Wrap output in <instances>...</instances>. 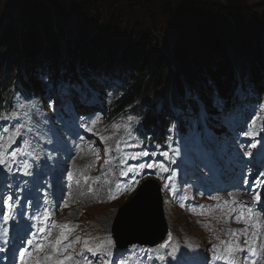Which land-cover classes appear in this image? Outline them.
Listing matches in <instances>:
<instances>
[{"label":"rangeland","instance_id":"obj_1","mask_svg":"<svg viewBox=\"0 0 264 264\" xmlns=\"http://www.w3.org/2000/svg\"><path fill=\"white\" fill-rule=\"evenodd\" d=\"M118 1L122 6L111 3L109 5L112 8H108L109 6L104 7L103 2L101 3L100 9L102 8L107 11L105 16L100 13H97L95 16L94 12L91 11L83 13L84 10L82 11L78 4L74 5L71 11L66 14L59 11L51 20L52 29L50 31L56 34L54 42H57L59 45L60 55H57L53 51H47L42 55L43 58L41 60L29 63L40 65L44 61L48 62V66L52 65L54 67L51 71V77L54 79L56 69L58 71L62 65V63L60 65V61L63 58L69 61L66 46L70 48L72 56H76V52L82 56V49L85 46L88 47L90 42L94 41L95 36L99 35V38L102 40L109 37L107 39L108 41L110 40L108 46L111 47V50L114 49L115 56L119 58L122 52H125V48L138 53L141 49L137 41L141 35L146 36L145 33L148 32L150 34L149 37L152 38L151 41L157 43L154 45L165 52L164 55H161L170 61V64L174 63L176 60V54H174L175 48L184 47L180 43L182 35H180L181 31L179 30L177 21L155 12L151 20H149L151 24H148V19L139 11L142 6H138L139 4L130 5L128 0ZM37 2L44 3L47 11H49V8H51L50 11L55 10V8L51 7L54 0H0L1 43L6 41L3 37L8 40L2 46L0 44V59L9 56L11 50L15 52L13 50L18 48V46H15L16 43H10L13 37L22 36L26 38L31 35V29L38 26L36 21L38 17L36 15L42 12L38 9L36 14H33V9L37 8L35 6ZM250 2L253 3L251 7L261 8L255 10L253 15L256 16L257 14L258 16V20L254 22L255 25L260 20L263 23L262 32L264 35V0H250ZM118 10H123L125 13L122 14ZM129 14H135L137 18L135 15L130 16ZM115 15L121 18L117 29L113 27L114 24H117L113 23ZM40 30L38 28V30H35L37 32L33 31V33H39L38 31ZM40 35L46 36L50 47H54L50 33L47 32ZM254 44L256 43L254 42ZM205 47L204 54H197L201 56L200 65L203 61L202 58L205 56L211 62L214 60L215 55L218 54L212 50L213 48L207 45ZM104 49L101 50V53H103ZM25 50H19L20 54H17L18 58L22 59L26 57L28 53ZM161 50L159 52L163 53ZM107 51L110 52L109 50ZM51 53L55 55L57 63L53 61ZM228 53L229 50H227ZM101 56L105 57V54H101ZM230 57L235 59L236 71L242 70L243 64L249 61V58L244 57L241 52L236 53L231 51ZM77 62L78 60H75L77 68H80ZM188 64L192 68L195 62L190 61ZM89 66L91 68L102 67V70L91 69L92 75L101 73L100 80L106 83L108 87L109 81L106 74L109 72L107 71V66L105 64H89ZM170 66L175 71L181 69H178L174 65ZM243 71L248 72L249 70L243 69ZM40 72H44V69L40 70ZM204 72L200 70L198 78L202 77ZM59 77L61 78L60 75ZM166 77L167 82H173L172 72H169ZM94 78L97 77L95 76ZM249 78H251V75ZM78 80L83 81V84H85L82 76ZM248 80L246 79V81ZM191 87L194 94H196V90L200 89V83L191 85ZM240 91L241 89L239 88ZM52 93L55 94V91H52ZM82 93L78 89L69 90L65 92L62 98H57L54 95H44L43 100H37L33 96L21 95L20 92L14 94L11 100L6 103V109L2 114V117H9V119H0V125L2 128H8L9 133L19 128L20 134L14 138L15 142L11 143L10 147L3 149L6 165L0 166V181L4 178L10 181H17V200L22 205L32 208L42 206L48 208L50 199L53 204L51 212L54 221L52 218L44 221L43 215L36 216L35 218L37 221L42 222V224L44 223L45 228H50L52 221L57 225L55 227L57 232L52 231V229L50 230L52 241L61 233L59 225L68 224L73 230L68 235V241L64 243L75 241L76 237H81L80 243L75 244L73 248L69 249L70 253L73 252L78 256L79 253L84 251L83 241L85 239H88L92 245L96 244V239L99 236L101 240H106L108 236H111L112 240H114L111 228L113 229L118 208L135 195L139 184L144 179L159 173L156 169L146 168L142 172H130L128 176H121V171H127L130 165H137L142 162L164 161L171 171H175V176L171 180L168 179L172 174L171 171L168 172L167 176L161 175L156 177L162 184L164 197L163 210L169 224L168 233L171 232L173 236L170 248L160 249L156 247L168 239V233L153 246L135 244L138 246L135 250L132 248L133 245L125 249H119L115 244L112 249L111 264H118V260L121 258L128 260L130 264H176V261L172 260V258L165 262L161 261L158 254L159 251H171V248H179L177 259L182 260L183 264H199L197 260L199 253L205 254L216 264H228V261L216 260L215 257L226 255L225 249L228 247L227 241L229 237L224 233L214 234L207 229L199 228L202 225L210 226L220 222L213 209L219 194L215 193L213 189L207 191V187L204 186L214 178L201 181L196 179L195 176H187L188 170L194 169L195 171H200V168L197 166L199 164L197 157L201 155L206 145V138L203 139L201 149L198 152L187 153V158H181L179 155H176L174 159L175 163L173 164L160 155V153L169 151V149H166L164 146H157L154 143L144 145L138 139L133 140L138 134V129L143 127L139 115L129 112L126 113L125 119L111 121L107 118L109 114L108 108L102 104L101 100L89 94L82 96ZM146 93L144 96H146ZM151 93L148 95L157 101L159 105L167 102L170 107L176 109L177 105L172 87L166 92L167 98H162V95L157 96V93ZM63 98H66L65 102L60 101ZM144 98L146 100L149 97ZM106 101L109 104L111 96H108ZM69 102L72 104L69 105ZM61 108L65 112L60 113L59 118H55L53 116L55 114L54 111ZM201 109L206 111L205 106H201ZM201 109V117L204 120L208 116ZM68 110L75 112L76 116L72 117L67 112ZM13 113L17 115L13 116ZM178 114L179 111L176 109L173 123L176 121ZM253 114L257 116V112H253ZM260 114L264 115V110H261ZM104 115H106L105 118ZM217 115H219L217 116L219 123L212 132V135L223 136L231 145L239 148L240 156L234 151H230L234 155V159L247 161L250 166L252 162H256L259 159L264 160V157L260 154L256 156L246 154L249 152L248 147L251 145V141L259 140L261 135H264V121L261 117L253 118L252 116L243 126L235 128V121L232 116L227 118L223 112H218ZM61 118L65 121L63 122ZM42 121L46 122L47 126H43L41 124ZM226 121L228 125L223 127V123ZM68 122H70L71 126H67ZM88 127L93 128V131H87ZM233 131L235 133H232ZM245 131L257 132L259 135L255 139H252L243 135ZM145 136L147 138L150 137L148 134ZM168 136H172V132ZM101 137H107L108 139L102 141ZM3 142H8L7 136L4 137ZM143 151H147L150 155L141 157L139 160H127L126 163L124 162L126 156H132ZM13 152L15 156L12 155ZM24 154L29 155L28 161L23 158ZM87 155L90 157L92 165H96V174L92 173L94 170L93 166L84 173H81L79 170L81 157H86ZM20 160L23 161V165H21ZM26 166L27 171L25 170ZM260 175L264 177V174L261 173ZM85 177L89 179L85 180ZM102 181H108L109 186H101L98 188V192L87 195L85 197L86 200H82L81 204L76 199V193L71 195V191L76 185L79 186L78 194L80 195L89 191L94 184ZM134 181H139V183L134 184ZM189 181H194L195 183H189ZM177 182L180 184L187 183V186L182 193L176 191V194H173L171 189L177 188L175 185ZM166 184L169 185L168 188L165 187ZM117 185H121L124 190L118 191ZM34 188L36 189V193L32 196L31 192ZM107 188H109L108 191H106ZM111 195H115L117 198L111 199ZM214 197L215 199H213ZM201 205L203 207H200ZM232 209H234V206H225L223 208L224 222L219 223L215 231L226 226L230 229L231 234H235L239 227L235 223ZM101 224L104 230L109 228L108 235L102 233ZM94 231L95 233L90 235ZM189 244L193 247L189 248ZM36 254L37 252L34 250V256ZM85 255L88 259L92 260V264H103V261L98 260L96 256L90 253H85Z\"/></svg>","mask_w":264,"mask_h":264},{"label":"trees","instance_id":"obj_2","mask_svg":"<svg viewBox=\"0 0 264 264\" xmlns=\"http://www.w3.org/2000/svg\"><path fill=\"white\" fill-rule=\"evenodd\" d=\"M102 2L103 6H109L108 8H112L109 5L111 3L122 6L118 0H54L51 7L55 10L50 11L51 8H49L47 11L44 3L37 2L35 4L37 8L33 9V14H36L38 9L42 12L36 15L39 27L36 26L31 30L32 33L38 28L41 30L38 31L39 33H31L26 38L13 37L10 43H16L15 46L18 48L13 50L15 52L11 50L10 57L0 59V103L4 101L5 94L15 90L37 97H40L36 95L39 93L43 97V92H49L54 88L67 90L69 87H80L87 93L99 96L100 99H103V104L106 105L104 95L108 91L113 100L109 105L111 118L125 114L126 109L131 107L132 110L139 111L146 129L150 131L152 127H158L161 132H164L173 121L172 107L167 102L159 105L148 94L150 92L157 93V96L162 95V98H167L166 92L172 87L179 111V118L175 121L176 141H166L167 135L163 133V139H161V136H158L154 130L151 140L156 141L159 145L168 143L169 145L166 146L170 150L180 151L182 154L186 153L184 144L186 141H189L191 148H196V142L191 139V134L193 131L200 133L201 122H204L202 117H197L201 107L193 102L194 96L205 105L206 111L211 115L212 113L216 114L219 111L218 108H221L225 115L232 116L240 123L246 121L249 117L247 112L253 107L260 111L264 110V100L262 99L264 97L263 23L260 20L256 25L254 24L258 20V16L257 14L253 15V12L261 8L251 7L253 3L250 0H128L130 5L139 4L138 6H142L140 10H137L141 11L148 19V24H151L149 20L155 12L177 21L181 31L180 35H182L180 43L184 45V47H176L174 51L176 54L174 62L178 69L181 68L179 71L172 69L170 65L173 63L170 64V61L162 56L165 52L154 45L157 43L151 41L149 32L145 33L147 38L145 35H141L137 41L141 49L138 53L125 48V52H122L119 58L115 56L114 49L111 50V47L108 46L110 40L107 39L109 37L102 40L99 35L95 36L94 41L82 49V56L77 52L76 56H72L70 48L66 46L69 61L64 58L60 61V65L61 63L62 65L58 71L56 69L54 79L51 77L54 67L48 66V62L44 61L40 65L29 63L41 60L42 55L47 51H53L60 55L59 45L54 42L56 34L50 31L52 29L51 20L59 11L66 14L71 11L74 5L78 4L81 10H84L83 13L91 11L95 16L97 13L105 16L107 11L100 9ZM118 11L122 14L125 13L123 10ZM119 21L121 18L115 15L113 23L117 24H114V28L117 29ZM47 32L50 33L54 47H50L46 36L40 35ZM27 35L29 34L27 33ZM3 38L8 41L7 38ZM1 40L0 37L2 46L6 41L1 43ZM206 45L213 48L212 50L218 54L211 62L205 56L200 65L201 56L197 54L203 53ZM103 48L105 49L101 53ZM24 49L28 53L26 57L29 58H18L19 50ZM159 50L163 53H160ZM227 50H229L228 54ZM231 51L241 52L244 57L249 58V61L243 64L242 70H235V59L230 57ZM51 54L53 61L57 62L55 55ZM101 54H105V57H102ZM75 60H78L80 68H77ZM190 61L195 62L192 68L188 64ZM89 64H105L107 66L108 87L100 80L101 73L92 75L91 69L102 70V67L91 68ZM43 69L44 72H40ZM243 69L249 71L244 72ZM200 70L205 72L202 77L198 78ZM79 72L87 78L84 85L78 80ZM169 72H172L173 75L172 83L167 82L166 79ZM250 75L251 78H249ZM46 78L47 80H44ZM246 79L249 80L246 81ZM44 83L45 86H43ZM197 83H200V89L196 90V94L193 96L191 85ZM41 90L43 92H40ZM145 93L146 96H144ZM144 97L149 98L145 100ZM205 119L207 124L214 127L215 123L209 117ZM223 126L226 127V123ZM149 134L151 135V132Z\"/></svg>","mask_w":264,"mask_h":264},{"label":"snow or ice","instance_id":"obj_3","mask_svg":"<svg viewBox=\"0 0 264 264\" xmlns=\"http://www.w3.org/2000/svg\"><path fill=\"white\" fill-rule=\"evenodd\" d=\"M13 116L17 115L16 113L12 114ZM0 119H9V117H0ZM255 123V121H253ZM87 131L92 132L93 128L88 127ZM20 129L17 128L14 132L9 133L8 128H2L0 129V166L6 165V160L4 158V151L3 149L8 148L11 146V143H14V138L19 136ZM243 135L250 137L252 139H255L256 136L259 135L257 132H248L245 131ZM7 136L8 142H3L4 137ZM107 137H101L102 141L107 140ZM258 142H254L250 145L252 148L257 147ZM127 147V145H125ZM98 151V149H97ZM247 155L251 156L253 153L247 152ZM13 156H15V153H12ZM150 154L147 151H143L141 153L132 155V156H126L125 157V163L127 160H139L141 157L149 156ZM163 157H165L167 160H169L171 163H175V160L172 158L170 153L168 151H164L160 153ZM176 155H179L177 152ZM156 169L160 173H168L170 172L169 166L164 161H147L142 162L137 165H130L127 169V171H121V176H128L129 173H136V172H142L144 169ZM25 170L27 171V166L25 167ZM153 174V173H148ZM71 175V174H70ZM175 176V173L172 172V174L168 177L169 180L173 179ZM89 179L88 177H85V180ZM79 183V181H77ZM139 181H134V184H138ZM166 188L169 187V185H165ZM117 190L122 191L121 185H117ZM134 190V188H133ZM171 191L173 194H176V189L172 188ZM111 199H116L117 197L115 195L110 196ZM215 199V197L213 198ZM256 202H259V197L257 196ZM12 197L9 196L6 201H4L5 204H7L8 208L11 209L12 205L8 203V201H11ZM67 206V205H65ZM200 207H203L202 205ZM233 212L236 211V209H232ZM247 214L249 216H253V209L249 207L247 209ZM245 214L243 212L240 213L239 216L236 218L239 220L241 216H244ZM3 220L7 222L12 217L10 215H3ZM49 219V213L45 211L43 213V220L47 221ZM57 225L53 223L51 227H56ZM61 228L60 235L54 240H49L48 237L51 235L50 230L46 233L45 227L39 228V233L44 234L46 233L41 239L42 242H38L37 233H32L31 239L22 240L21 246L18 250V257H19V264H46V262H51V264H92V260L88 259L85 253H90L93 256H96L98 260H102L103 264H111V258L113 256L112 249L115 246L114 240H112L111 236H108L106 240H101L99 243L92 245L88 239H85L83 241V249L81 253L77 255H74L72 253H69V249L73 248L75 244L80 243L81 237H76L75 241H70L68 243H64L65 241H68V235L73 230L68 224H61L59 225ZM245 231V236H247V232ZM4 235L7 236V229L4 231ZM173 239L172 233H168V239L164 240L163 243L157 245V248L160 249H168L171 246V240ZM252 244H250L247 248L237 247L233 248L231 244H229L228 247V255H221L216 256V260H224L228 261V264H236L235 261V254L236 253H244L245 256L250 252L252 256L256 257L261 255V253H264V246L261 247V253H258L257 248L253 245L256 244L258 237L254 233L251 237ZM5 245H7L8 241H4ZM26 243L27 246H24ZM247 243V241H246ZM45 244L49 245L51 247V251L43 257V259H39L34 256V252L32 249L35 250V252L39 253L44 250ZM189 248H192V245H188ZM133 250L137 249L138 246L133 245ZM5 249H0V251H3ZM141 251H144L143 249H140ZM155 251V249H153ZM179 252V248H171V251L168 253L169 256H171L172 260L176 261V264H183L182 260L177 259V253ZM62 253H67L66 255H63L62 258L57 259L56 257L59 256ZM231 257V259H230ZM118 264H130V262L124 258H121L118 260ZM245 264H247V260H245ZM251 264H258L257 260H252Z\"/></svg>","mask_w":264,"mask_h":264},{"label":"water","instance_id":"obj_4","mask_svg":"<svg viewBox=\"0 0 264 264\" xmlns=\"http://www.w3.org/2000/svg\"><path fill=\"white\" fill-rule=\"evenodd\" d=\"M161 184L147 180L125 202L115 218L113 232L120 248L132 244L154 245L168 232Z\"/></svg>","mask_w":264,"mask_h":264},{"label":"bare ground","instance_id":"obj_5","mask_svg":"<svg viewBox=\"0 0 264 264\" xmlns=\"http://www.w3.org/2000/svg\"><path fill=\"white\" fill-rule=\"evenodd\" d=\"M56 63H57V62H56ZM173 65L176 66L177 64L174 62ZM94 103H95V102H94ZM241 114H242V113H241ZM92 166L94 167V169L96 168V165H95V164L92 165L91 159H90V157H89L88 155H87L86 157H81V162H80V167H79V170H80L81 173L86 172V171H87L90 167H92ZM93 172H94V171H93ZM101 186H102V187H108V186H109L108 181H102V182L96 183V184H94V185L91 187V189H90L89 191H87L86 193H82V194H80V195L78 194L79 186L76 185V186L72 189V191H71V195H73L74 193H76V199H78V200H79V203L81 204V203H82V200H84L85 197H86L87 195L98 192V188H100ZM108 190H109V188L106 189V191H108ZM51 191H52V190H51ZM52 192H53V191H52ZM79 197H80V198H79ZM85 200H86V199H85ZM104 232H105V234L108 233L107 230H104ZM218 232H224V233L228 234L230 237H235V236L238 235V233H239V228L237 229V231L235 232L234 235L231 234L230 229L227 228L226 226H223L222 228H220V229L218 230ZM229 244H231L232 247L235 248V242H234V241H230ZM19 247H20V246H19ZM16 250H17V249H16ZM32 250H33V249H32ZM49 251H50V246H49V245H46V246L44 247V250L41 251V252H39V253H37L35 257H37V258H39V259H43V257H44L45 255H47V254L49 253ZM33 252H34V250H33ZM169 252H170V251H168V252H162V251H159L158 254H159L160 260L163 261V262H165V261L171 259V256L168 255ZM66 254H67V253H63V254L57 256L56 258H57V259L62 258V256H63V255H66ZM46 264H51V262H46Z\"/></svg>","mask_w":264,"mask_h":264}]
</instances>
